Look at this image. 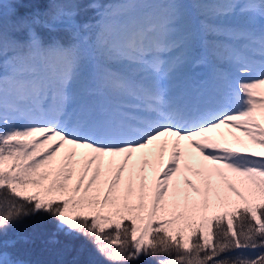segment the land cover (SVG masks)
<instances>
[{
  "label": "snow or ice",
  "instance_id": "6c2138e0",
  "mask_svg": "<svg viewBox=\"0 0 264 264\" xmlns=\"http://www.w3.org/2000/svg\"><path fill=\"white\" fill-rule=\"evenodd\" d=\"M261 86L264 0H0V264H264Z\"/></svg>",
  "mask_w": 264,
  "mask_h": 264
},
{
  "label": "trees",
  "instance_id": "16d2710c",
  "mask_svg": "<svg viewBox=\"0 0 264 264\" xmlns=\"http://www.w3.org/2000/svg\"><path fill=\"white\" fill-rule=\"evenodd\" d=\"M82 2L88 3L90 0H82ZM100 2L107 3L108 0H100ZM125 6L116 5V7ZM88 15L93 16L94 12L90 10ZM52 227L47 217L37 215L25 218L10 229L9 234L21 233L34 237V242L20 245L23 257L33 264H111L83 236L72 239L61 235L60 244H47L45 241ZM128 264H157V258L141 256L139 260L129 261Z\"/></svg>",
  "mask_w": 264,
  "mask_h": 264
},
{
  "label": "rangeland",
  "instance_id": "374dc122",
  "mask_svg": "<svg viewBox=\"0 0 264 264\" xmlns=\"http://www.w3.org/2000/svg\"><path fill=\"white\" fill-rule=\"evenodd\" d=\"M259 90L264 92V86H261Z\"/></svg>",
  "mask_w": 264,
  "mask_h": 264
}]
</instances>
